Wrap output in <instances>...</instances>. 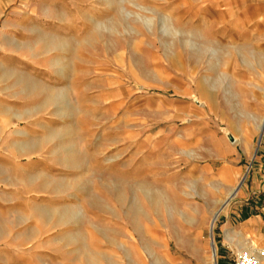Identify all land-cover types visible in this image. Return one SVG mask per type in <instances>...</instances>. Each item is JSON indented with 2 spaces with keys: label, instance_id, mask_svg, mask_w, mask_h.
I'll return each mask as SVG.
<instances>
[{
  "label": "rangeland",
  "instance_id": "obj_1",
  "mask_svg": "<svg viewBox=\"0 0 264 264\" xmlns=\"http://www.w3.org/2000/svg\"><path fill=\"white\" fill-rule=\"evenodd\" d=\"M263 119L264 0H0V264H234Z\"/></svg>",
  "mask_w": 264,
  "mask_h": 264
},
{
  "label": "built area",
  "instance_id": "obj_2",
  "mask_svg": "<svg viewBox=\"0 0 264 264\" xmlns=\"http://www.w3.org/2000/svg\"><path fill=\"white\" fill-rule=\"evenodd\" d=\"M234 264H264V246H251L249 249L238 251Z\"/></svg>",
  "mask_w": 264,
  "mask_h": 264
},
{
  "label": "crops",
  "instance_id": "obj_3",
  "mask_svg": "<svg viewBox=\"0 0 264 264\" xmlns=\"http://www.w3.org/2000/svg\"><path fill=\"white\" fill-rule=\"evenodd\" d=\"M263 126H264V119L262 120V123H261V125L259 126V130H260L261 132H262V127H263ZM235 190H236V192H235ZM238 190H239V187L234 188V189L231 191V193H230V197H229V199H231V198H233L234 196H236ZM213 215H215V216H214L213 223H212V228L214 229V226H215L214 222H215L216 218L219 216V212H215V213H213ZM216 215H217V217H216ZM212 246L214 247V244H213V243H212ZM213 247H212V248H213ZM245 249H247L246 246H245L244 249H242V250H245ZM212 256H213V251H212V253H211V258H210V260H211V264L213 263Z\"/></svg>",
  "mask_w": 264,
  "mask_h": 264
},
{
  "label": "clouds",
  "instance_id": "obj_4",
  "mask_svg": "<svg viewBox=\"0 0 264 264\" xmlns=\"http://www.w3.org/2000/svg\"><path fill=\"white\" fill-rule=\"evenodd\" d=\"M132 7H133L134 9H138L139 11H150V10H148V9H140L139 6H138L137 4H132Z\"/></svg>",
  "mask_w": 264,
  "mask_h": 264
},
{
  "label": "bare ground",
  "instance_id": "obj_5",
  "mask_svg": "<svg viewBox=\"0 0 264 264\" xmlns=\"http://www.w3.org/2000/svg\"><path fill=\"white\" fill-rule=\"evenodd\" d=\"M264 129V126L262 127V130ZM235 192H236V190H235ZM216 217H217V215H216ZM215 255V256H214ZM215 258H216V250L214 249V254H213V256H212V260H213V263L212 264H216V262H215Z\"/></svg>",
  "mask_w": 264,
  "mask_h": 264
},
{
  "label": "water",
  "instance_id": "obj_6",
  "mask_svg": "<svg viewBox=\"0 0 264 264\" xmlns=\"http://www.w3.org/2000/svg\"><path fill=\"white\" fill-rule=\"evenodd\" d=\"M264 131V129L262 130V132ZM262 137V136H261ZM261 137H260V140H259V143H260V141H261Z\"/></svg>",
  "mask_w": 264,
  "mask_h": 264
}]
</instances>
